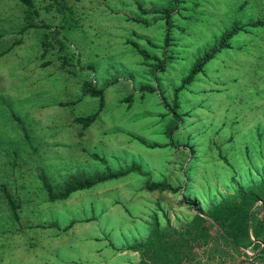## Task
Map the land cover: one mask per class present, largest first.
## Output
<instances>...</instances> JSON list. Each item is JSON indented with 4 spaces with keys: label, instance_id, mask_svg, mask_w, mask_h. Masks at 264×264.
Instances as JSON below:
<instances>
[{
    "label": "rangeland",
    "instance_id": "1",
    "mask_svg": "<svg viewBox=\"0 0 264 264\" xmlns=\"http://www.w3.org/2000/svg\"><path fill=\"white\" fill-rule=\"evenodd\" d=\"M49 1L33 0L31 19L41 26L21 33L24 4L0 0V52L9 48L0 55V217L7 213L1 185L18 205V220L7 218L0 233V264H134L140 253L125 248L147 238L153 214L184 230L211 197L231 192L233 176L244 180L250 171L257 180L260 165L264 176V25L234 32L228 48L175 90L225 32L264 20V0H65L72 28L61 26L66 13L54 1L44 9ZM43 39L51 42L45 57ZM85 79L103 90L104 106L82 128L73 118L99 105L82 95ZM133 164L137 170L62 201H48L39 177L58 190L79 174ZM186 177L194 194L187 200L199 197L197 207L181 195ZM159 179L182 189L143 188ZM211 225V234L190 240L181 264L264 263L250 248L233 251Z\"/></svg>",
    "mask_w": 264,
    "mask_h": 264
},
{
    "label": "trees",
    "instance_id": "2",
    "mask_svg": "<svg viewBox=\"0 0 264 264\" xmlns=\"http://www.w3.org/2000/svg\"><path fill=\"white\" fill-rule=\"evenodd\" d=\"M21 3L25 6V18L27 20L26 24L22 27L20 32L22 33L25 29L30 27H39L40 24H37L32 21V15L38 14V10L34 8L33 0H20ZM56 3L57 11L60 12L61 16V26H68L70 28L76 26V20L72 17V10L69 8L65 0H52ZM51 0L44 7L46 11H49L53 6ZM166 12V11H165ZM167 11L166 13H170ZM48 24L44 26L47 27ZM248 25L257 26L264 25V20H256L246 25H237L233 27L232 30L227 31L223 34L222 38L210 47L193 65L190 72L183 78L181 84L176 87V93L181 91L194 79L195 75L203 71L204 65L222 48H228L230 46L228 40L239 30L244 29ZM59 31V30H58ZM56 30L55 33H58ZM47 34H44L46 38ZM1 37V35H0ZM15 42L19 43L20 40L17 39ZM61 43V42H60ZM51 42L49 40L41 41V57H45L50 47ZM133 46L138 50V52L144 56V59H151L150 56L146 53L144 49H141L136 42H132ZM9 49V48H8ZM8 49L0 52V55L6 53ZM64 61L67 63V59ZM49 62L43 63V65L48 64ZM142 90L150 89L148 86H143ZM82 95L91 96L99 98L98 108L88 114V115H79L75 116L73 119L75 122L81 124L82 128L89 127L98 117L99 112L104 106L103 99V90L97 88L89 80H84L82 82ZM72 102H61V105H69ZM179 106V103H175L172 110L174 112L175 121L181 117L177 112L176 108ZM174 128L173 124L170 123L168 126V132ZM141 140V138H140ZM149 147H160L162 145L158 143H149ZM192 153V149L190 150ZM247 152V150H246ZM93 157L96 159H103L98 154L94 153ZM259 166V165H258ZM263 165H260L255 169L258 174L257 180L253 178L252 172H247L246 179L242 180V177L235 181L233 176L230 179V185H228L230 193H224L213 196L210 198V206L207 207L206 211L201 210L195 211L191 215V219L186 223L184 230H178L171 224L167 223L165 226L160 225V221L156 215H152L153 221L150 224L149 234L146 239L137 241L133 244L128 245L125 249L131 251H138L141 255L138 262L134 264H181L182 260L189 256L191 245L190 242L202 239L206 235L211 234L208 224H212V228L215 229V233L223 239V243L229 246L233 251L237 253L246 254L245 250L247 248L252 249L255 253L261 255L264 258V176L262 174ZM137 165L133 164L130 167L126 168L123 171H109L106 173H96L94 175H78L75 178H71L70 181L64 184L62 189L55 190L52 185L48 182L47 177L44 174H40L39 177L42 180V185L46 191L48 201H62L68 199L72 194L77 191L89 189L97 183L104 182L109 179H117L123 177L130 173L133 170H137ZM140 168V167H139ZM186 169H184V174H187ZM190 169V168H189ZM249 170V169H248ZM188 183H185V187L182 190L181 195L184 197V200L188 203H191L187 200L188 196H194V194L186 191L187 184H189L188 177H186ZM73 179V180H72ZM183 184H174L170 183L167 180L159 179L156 181L146 182L143 186L144 189L148 191H170L174 194H177L180 189H182ZM60 190V191H59ZM2 197H4L5 204L1 208H6L7 213L3 214L4 217H0V233H5L4 226L6 225L7 218H10L13 221L18 220L17 208L15 200L12 195L6 189V186L1 185ZM196 195V194H195ZM198 200L193 204L194 206H199V197ZM1 203V202H0ZM202 207V206H200ZM6 219V220H5ZM9 219V220H10ZM89 221V218L86 220ZM73 222L64 227V230H67L71 227ZM52 224L50 226H54ZM40 226L44 227V224ZM2 227V228H1ZM58 228V226H56ZM11 229V228H9ZM175 233L176 236L173 235ZM191 240V241H190ZM205 243L207 240L203 239ZM190 249V250H189ZM247 255V254H246ZM264 264V263H261Z\"/></svg>",
    "mask_w": 264,
    "mask_h": 264
}]
</instances>
